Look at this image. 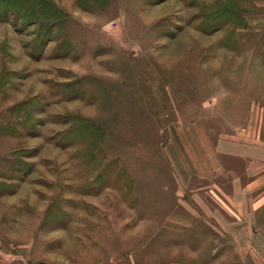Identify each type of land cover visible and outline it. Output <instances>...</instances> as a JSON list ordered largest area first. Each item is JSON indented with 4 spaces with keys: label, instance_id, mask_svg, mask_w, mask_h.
Returning <instances> with one entry per match:
<instances>
[{
    "label": "rangeland",
    "instance_id": "1",
    "mask_svg": "<svg viewBox=\"0 0 264 264\" xmlns=\"http://www.w3.org/2000/svg\"><path fill=\"white\" fill-rule=\"evenodd\" d=\"M195 122L264 142V0H0V264H241L202 216L164 227Z\"/></svg>",
    "mask_w": 264,
    "mask_h": 264
},
{
    "label": "crops",
    "instance_id": "2",
    "mask_svg": "<svg viewBox=\"0 0 264 264\" xmlns=\"http://www.w3.org/2000/svg\"><path fill=\"white\" fill-rule=\"evenodd\" d=\"M253 111L250 118L257 117ZM166 150L181 195L188 194L197 208L182 200L185 212L168 215L164 226L168 234L182 224L189 228L199 215L209 230L228 235L241 264H264V241L255 235L256 200L264 195V142L251 124L213 137L201 122H195L177 128ZM143 227L138 224V251L148 240L152 245L159 231V224H151L149 230ZM166 241L165 245L175 246L170 238Z\"/></svg>",
    "mask_w": 264,
    "mask_h": 264
}]
</instances>
